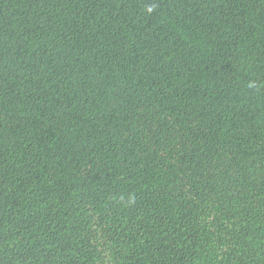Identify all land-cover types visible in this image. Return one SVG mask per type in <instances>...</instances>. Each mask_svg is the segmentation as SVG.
I'll list each match as a JSON object with an SVG mask.
<instances>
[{
	"label": "trees",
	"instance_id": "trees-1",
	"mask_svg": "<svg viewBox=\"0 0 264 264\" xmlns=\"http://www.w3.org/2000/svg\"><path fill=\"white\" fill-rule=\"evenodd\" d=\"M0 264H264V0H0Z\"/></svg>",
	"mask_w": 264,
	"mask_h": 264
}]
</instances>
